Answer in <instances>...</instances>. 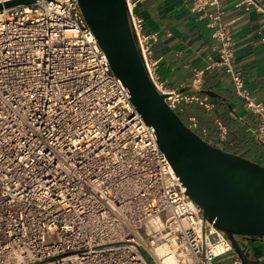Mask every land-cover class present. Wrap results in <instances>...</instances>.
Segmentation results:
<instances>
[{"label":"built area","instance_id":"2783aa9c","mask_svg":"<svg viewBox=\"0 0 264 264\" xmlns=\"http://www.w3.org/2000/svg\"><path fill=\"white\" fill-rule=\"evenodd\" d=\"M13 0H0V5ZM142 0H125L149 80L177 113L213 105L161 80ZM206 19L216 58L209 70L229 75L237 98L258 118L264 106L233 62L232 36L221 0H186ZM263 15L254 0H238ZM187 128L205 139L197 118ZM219 140L226 127L216 122ZM154 129L112 73L77 0H39L0 11V264H163L164 247L177 264H242L228 238L204 220L160 151ZM264 264V255L258 258Z\"/></svg>","mask_w":264,"mask_h":264},{"label":"water","instance_id":"95a60500","mask_svg":"<svg viewBox=\"0 0 264 264\" xmlns=\"http://www.w3.org/2000/svg\"><path fill=\"white\" fill-rule=\"evenodd\" d=\"M39 0H13L0 11ZM80 12L112 73L125 85L143 122L204 220L230 241L242 264H261L234 238L264 242V166L226 152L190 131L149 80L132 33L125 0H77ZM185 88L181 92H188ZM192 93V92H191Z\"/></svg>","mask_w":264,"mask_h":264},{"label":"crops","instance_id":"0c3cea01","mask_svg":"<svg viewBox=\"0 0 264 264\" xmlns=\"http://www.w3.org/2000/svg\"><path fill=\"white\" fill-rule=\"evenodd\" d=\"M254 1L264 6V0ZM221 3L223 22L232 36L233 62L246 75L252 98L264 106L263 15L238 0H221ZM138 12L146 31L160 32L153 56L159 61L162 82L176 91L189 88L194 74L206 67L208 58H216L207 20L192 13L186 0H142ZM191 92L206 96L213 107L207 111L198 104L181 106L177 114L182 121L186 123L191 116L197 118L207 132L205 140L264 166V145L252 133L258 118L237 98L229 75L218 70L206 71L198 87L188 91ZM217 121L227 129L225 140L218 138Z\"/></svg>","mask_w":264,"mask_h":264},{"label":"flooded vegetation","instance_id":"af4514ba","mask_svg":"<svg viewBox=\"0 0 264 264\" xmlns=\"http://www.w3.org/2000/svg\"><path fill=\"white\" fill-rule=\"evenodd\" d=\"M234 240L241 246H246L248 249H249V255L251 256V258L253 260H256L257 258L253 256L251 250H252V247L254 246V243L256 242H251L248 238L246 237H235ZM259 260V259H258ZM245 261L250 264L251 262L248 260V259H245ZM261 263V262H260Z\"/></svg>","mask_w":264,"mask_h":264},{"label":"bare ground","instance_id":"6f19581e","mask_svg":"<svg viewBox=\"0 0 264 264\" xmlns=\"http://www.w3.org/2000/svg\"><path fill=\"white\" fill-rule=\"evenodd\" d=\"M157 254L163 258V264H177L174 257L164 247L157 249Z\"/></svg>","mask_w":264,"mask_h":264},{"label":"rangeland","instance_id":"374dc122","mask_svg":"<svg viewBox=\"0 0 264 264\" xmlns=\"http://www.w3.org/2000/svg\"><path fill=\"white\" fill-rule=\"evenodd\" d=\"M251 252H252L253 256L258 259L260 253L264 252V242H262V243H258V242L254 243V246L252 247ZM216 264H222V263H221V261H218Z\"/></svg>","mask_w":264,"mask_h":264},{"label":"trees","instance_id":"16d2710c","mask_svg":"<svg viewBox=\"0 0 264 264\" xmlns=\"http://www.w3.org/2000/svg\"><path fill=\"white\" fill-rule=\"evenodd\" d=\"M225 151V150H224Z\"/></svg>","mask_w":264,"mask_h":264}]
</instances>
